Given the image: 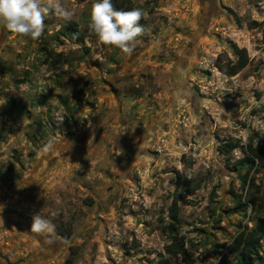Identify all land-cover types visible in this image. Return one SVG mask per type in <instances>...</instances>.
<instances>
[{
    "label": "rangeland",
    "instance_id": "rangeland-1",
    "mask_svg": "<svg viewBox=\"0 0 264 264\" xmlns=\"http://www.w3.org/2000/svg\"><path fill=\"white\" fill-rule=\"evenodd\" d=\"M125 1L143 13L131 55L89 28L96 0H61L73 19L50 14L37 40L0 21V264L175 261L174 202L178 264L237 263L264 219V169L241 187L246 146L264 145V0ZM234 48L249 64L229 78L213 64ZM37 214L51 233L30 231Z\"/></svg>",
    "mask_w": 264,
    "mask_h": 264
},
{
    "label": "clouds",
    "instance_id": "clouds-1",
    "mask_svg": "<svg viewBox=\"0 0 264 264\" xmlns=\"http://www.w3.org/2000/svg\"><path fill=\"white\" fill-rule=\"evenodd\" d=\"M50 14L71 21L75 12L67 9L61 0H0V21L10 32L33 40L43 35L44 21ZM142 15L140 9L118 10L112 0H96L91 7L89 28L102 45L116 47L131 55L137 38L143 34V27L139 24ZM53 230L51 221L40 214L33 216L32 233L44 235Z\"/></svg>",
    "mask_w": 264,
    "mask_h": 264
},
{
    "label": "trees",
    "instance_id": "trees-1",
    "mask_svg": "<svg viewBox=\"0 0 264 264\" xmlns=\"http://www.w3.org/2000/svg\"><path fill=\"white\" fill-rule=\"evenodd\" d=\"M112 3L118 10H133V8L125 0H112ZM255 27H258L257 23L252 22L249 24V28ZM87 51L88 50L85 49V52ZM234 56V62H222L221 58L217 57L213 65L217 69V71L220 72L222 75L229 78L235 77L249 64V59L245 51L237 50L236 48H234ZM49 57L53 59V62L51 64H54L55 67L58 66V56L52 55L50 53ZM11 105H13V102H11ZM236 148H238L237 144L227 143L220 148V152L222 155H229V153L235 150ZM244 152L246 155L245 163L250 164V166L246 168L245 174L242 177V188L246 187L248 175L252 170L253 166H255V163L260 168L264 169V145L259 147L247 145ZM186 184L187 186H189L190 183L187 182ZM187 192L190 194L193 191L188 190ZM238 202L242 211H246L248 208L252 209L254 206L253 201L247 200L245 202L241 197H239ZM178 214V208L176 206V203L174 202L169 210V215L172 222L168 224L167 227H165V230L168 231L171 243L170 245L164 248V252L171 258L175 259V261H172L169 257H166L160 258L157 264H178L176 260L179 261V259L185 263L188 262V255L184 247L183 240L177 234L176 228L178 224ZM55 232L59 234L64 240L69 239L71 236L70 231L62 227H56ZM262 239H264V219H260L256 223L253 230L244 233L242 239V247L236 258L237 263H231L230 261L220 260L216 264H248V262H251L253 259L258 257L257 254L259 252L260 242ZM71 251L75 253L76 249L71 248ZM66 264H70V261H68Z\"/></svg>",
    "mask_w": 264,
    "mask_h": 264
}]
</instances>
